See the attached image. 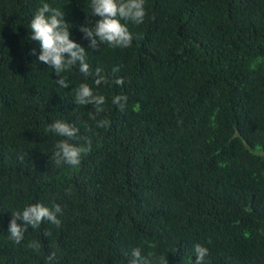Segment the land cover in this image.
<instances>
[{"label":"trees","instance_id":"trees-1","mask_svg":"<svg viewBox=\"0 0 264 264\" xmlns=\"http://www.w3.org/2000/svg\"><path fill=\"white\" fill-rule=\"evenodd\" d=\"M43 3L63 11L108 83L77 63L61 88L38 60L28 25ZM144 7L143 23L127 22L130 46L93 50L81 31L101 19L90 0H0V264H128L136 247L152 264H193L197 243L205 264H264V0ZM80 83L105 96L102 112L75 104ZM56 120L79 129L71 143L91 144L76 167L53 158ZM34 203L60 205L61 224L28 226L17 244L12 212Z\"/></svg>","mask_w":264,"mask_h":264},{"label":"clouds","instance_id":"clouds-1","mask_svg":"<svg viewBox=\"0 0 264 264\" xmlns=\"http://www.w3.org/2000/svg\"><path fill=\"white\" fill-rule=\"evenodd\" d=\"M144 5L145 0H90L92 15L101 17V19L96 21L93 28L81 26L83 38L89 41V48L95 50L101 44H107L112 48L130 46L132 35L128 30L127 22L137 25L143 23L146 15ZM121 21L125 23H121ZM28 26L31 29V39L39 43L38 60L52 68L57 77L78 63L79 71L85 77H94L93 83L95 85L108 83L107 77L102 74L100 68H96L94 72L90 69L86 62L87 52L85 48L69 38V24L64 19L63 11L59 8L43 3L32 16ZM112 71L113 73L118 72L119 68L114 67ZM57 83L61 88L68 87L64 77H60ZM113 83L121 86L124 84V80L116 77ZM74 102L82 106L92 105L98 114L103 111L106 98L101 94L94 93L89 84L80 83L75 90ZM126 102L127 97L125 95L118 94L112 97V104L120 110L124 109ZM91 118L95 119V115H91ZM96 126L108 128L110 121L108 119L98 120ZM47 131L64 137L56 143L53 152V158L57 165L67 164L76 167L81 163V156L91 151L90 143L87 146H77L70 142L77 138L79 132V129L70 123L56 120L48 125ZM58 213H62L60 205H54L52 209H49L41 203L29 204L22 211L12 212L7 231L11 239L19 244L23 240L28 226L37 229L42 222L47 220L59 227L61 221L57 218ZM18 220H22L24 226L18 224ZM28 246L34 250L40 248L37 241H32ZM193 252L195 254L193 264H205L208 249L197 243L194 245ZM130 255L132 259L129 260L128 264H152L149 257H152L153 254L149 253L148 256H144L139 247L131 249ZM54 257L55 253L50 254L49 261L53 260ZM159 264H167L165 257L159 260Z\"/></svg>","mask_w":264,"mask_h":264}]
</instances>
